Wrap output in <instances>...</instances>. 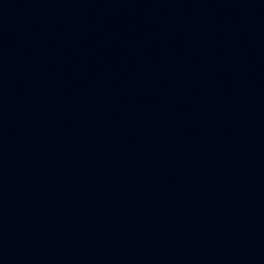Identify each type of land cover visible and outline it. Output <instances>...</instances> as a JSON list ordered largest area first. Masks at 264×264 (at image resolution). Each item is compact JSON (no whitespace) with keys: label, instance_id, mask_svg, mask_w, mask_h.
Here are the masks:
<instances>
[{"label":"water","instance_id":"1","mask_svg":"<svg viewBox=\"0 0 264 264\" xmlns=\"http://www.w3.org/2000/svg\"><path fill=\"white\" fill-rule=\"evenodd\" d=\"M0 264H264V0H0Z\"/></svg>","mask_w":264,"mask_h":264}]
</instances>
